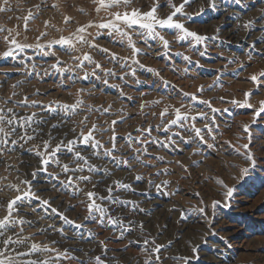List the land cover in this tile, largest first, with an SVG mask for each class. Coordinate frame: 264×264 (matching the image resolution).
Wrapping results in <instances>:
<instances>
[{
  "label": "rangeland",
  "instance_id": "374dc122",
  "mask_svg": "<svg viewBox=\"0 0 264 264\" xmlns=\"http://www.w3.org/2000/svg\"><path fill=\"white\" fill-rule=\"evenodd\" d=\"M171 2L179 5L182 0ZM7 6L12 10L0 12V28L5 29L0 32V108H12L17 117L36 116L30 127L17 125V134L10 138L17 140L15 145H0L5 149L0 154V202L5 206L0 208V218L6 214L7 201L17 195L8 185L24 189L21 181L32 180L31 173L38 168L34 145H41L42 150L43 141L51 136L54 147L95 123L99 129L95 137L104 146L94 150L90 145H76L90 164L101 169L89 172L85 166L83 172L75 173L91 176L90 182L61 184L73 173L65 174L57 164H51L48 173L57 175L58 180L44 172L33 180L32 190L41 199L84 227L65 224L51 208L32 200L31 206L26 204L19 213L31 223L23 225V235L30 239L16 246L18 250L25 251L31 243H37L60 252L68 249L75 257L61 258L54 264H91L90 258L102 253L99 241H104L109 264H145L155 245L164 247L159 261L152 255V264H185L184 257L189 264H264V113L256 115L264 101V82L258 87L250 80L252 75L259 78L264 72V20L258 19L264 14V0H193L184 9L192 19L177 18L189 30L208 37L199 44L190 38L177 40L174 29H158L169 41L165 49L158 38L146 32L143 36L137 34L144 30H129L140 50L135 57L139 64L124 59L132 56L126 39L95 27L86 35L96 48L79 43L75 50L59 45L47 47L48 41L61 35L68 37L79 24L110 18L104 12L98 16L91 0H9ZM153 6L161 18L172 11L169 0H132L127 10L148 12ZM29 12L36 18L25 31L23 18ZM64 16L72 17V22L65 24ZM45 20L55 27L46 29ZM249 20L257 22L245 28ZM8 30L13 36L18 32L16 39L22 43L39 42L44 47L26 48L14 58H3L2 53L8 49L3 37ZM45 31L47 35L37 41ZM85 52L93 62L76 67L79 60L74 57L82 58ZM58 61L64 72L52 67ZM96 63L102 67L96 68ZM245 93H252L247 98L251 107L246 106ZM25 98L28 103H21ZM9 99L11 102L4 103ZM77 99L83 105L75 111L69 109L66 113L60 108L75 104ZM48 106L54 110L49 111ZM166 107L168 113L161 118L160 112ZM177 108L188 118L165 131L164 125L176 118ZM85 117L86 125H81ZM112 121H117L115 161L103 154L104 148H112ZM193 125L202 130L203 141L196 136ZM149 128L150 133L146 131ZM25 131L35 138L19 139ZM245 144L247 150L242 147ZM94 151L100 154L93 155ZM247 152L255 161L254 168L252 161L245 159ZM60 161L75 167L72 155L66 151L60 153ZM244 168L249 171L242 175ZM137 176L143 179L137 180ZM114 181L131 187H117ZM109 186L113 187V198L132 203L99 199L97 203L113 218L123 221V227L120 223L109 224L107 218L101 223L98 213L85 219L86 193L107 196ZM228 188L233 189L231 197ZM60 228L63 234L57 231ZM145 239L149 241L147 246ZM144 247L149 252L143 251ZM193 248L197 249L195 253ZM55 256L56 252H40L27 259Z\"/></svg>",
  "mask_w": 264,
  "mask_h": 264
},
{
  "label": "snow or ice",
  "instance_id": "6c2138e0",
  "mask_svg": "<svg viewBox=\"0 0 264 264\" xmlns=\"http://www.w3.org/2000/svg\"><path fill=\"white\" fill-rule=\"evenodd\" d=\"M92 4L95 6L94 11L99 16L101 12H104L107 17H110L109 19L101 18V22L96 23L93 20H89L87 23L79 24L78 27H76L75 31L71 33L68 37H65L61 35L58 39L50 40L47 42V47L52 48L55 45H59L61 47L67 46L69 48H72L75 50L76 44H87L90 48H96L98 47L95 43L88 40L87 35H90L88 33V30L90 28H97L99 29H105L108 30L110 33H116L120 36L121 39H126L129 48L131 49L132 56L131 57H125V60L132 59L134 63L139 64V60L135 59V57L138 55L140 50L136 47L135 42L132 39V34L129 30L134 28H139L141 30H144L142 32H139L137 34L143 36L146 32L148 36H151L153 38H158L165 49L169 48V41L165 39L163 35H161L160 31L158 29H174L176 30V38L179 41H185L189 40V38L192 41H195L197 44L202 43L208 37L202 36L198 34L195 31L189 30L187 27H185L184 23L180 22L177 17L184 16L186 19L191 20L192 16L189 15L184 11L185 7L193 2V0H182V2L177 5L175 3H172L171 0H169L170 7L172 8V11L170 14H168L166 17H159L157 15V9L156 6H153L148 12H142L139 9H132L131 11H128V6L132 3V0H91ZM237 3H239V0H236ZM9 3V0H3V4H0V12H6L11 11L12 9L9 8L7 5ZM215 7V5H212ZM38 9L40 5L36 6ZM53 7H57V5H53ZM124 8L125 10L122 12L118 9ZM113 9H117L116 11H112ZM80 12L84 13L85 9L80 8ZM86 14V13H85ZM31 12H29L28 16L24 17V28L25 31H28V24L31 20L35 19ZM64 23L69 24L72 22V17L70 16H64ZM259 20H264V14H262L259 18ZM256 20H249L244 24L245 28L251 27L254 23H256ZM44 26L47 29L48 27H55L54 25H50V22L48 20L44 21ZM5 31V29L0 28V32ZM19 33H16V36H18ZM47 32H41L40 35L37 37V41H39L42 37L46 36ZM16 36L12 35V31L8 30V35H5L3 37L4 42L8 45V49L2 53L3 58L8 57H15L17 52H23L26 48H32L35 47L37 49H42L44 45H41L39 42H37L35 45L22 43L16 39ZM94 39V38H93ZM102 51L107 52V49H102ZM179 55V53H177ZM201 55H204L202 52ZM112 58L115 59V54H112ZM74 59L79 60V63L76 65L78 68L84 67V62H93L92 57L89 53L85 52L83 54V57H74ZM185 59H189V57H185ZM53 68H55L58 72H64L66 69L59 67V61L57 64L52 65ZM96 68H101L102 66L99 63L95 64ZM109 75H115L111 70H105ZM149 71H152L149 69ZM93 74H95L93 72ZM132 75H135V71H132ZM86 78V77H85ZM250 80L253 83H256L259 87L262 82H264V72L260 74V77L258 78L257 75H252L250 77ZM107 83V81H105ZM13 87H16V85H13ZM82 91V90H80ZM200 91H203V87H201ZM15 95V93H13ZM252 93H245L246 97V106L251 107V104L247 103V98L250 97ZM196 97L193 96V99ZM11 102L10 99L8 101H5L4 103ZM234 103H238L236 101H233ZM21 103L27 104L28 99L25 98L24 101ZM35 104V101L32 102ZM155 103H159V101H156ZM203 103H209L207 101H203ZM83 105V101L80 99H77L75 104L72 105H60V108L68 112L69 109L72 111H75L76 108L81 107ZM143 107V105L141 106ZM49 111H53L50 106H48ZM91 107H89V111H91ZM105 112L108 111V109H104ZM216 111V110H214ZM168 113V108L166 107L163 111L160 112L161 118H164ZM261 113H264V101L261 102V106L256 112V115H260ZM11 114V115H9ZM176 118L169 120L164 125V130L168 131L169 127L171 125H179L181 124V121L187 119L186 114H182L180 109H175ZM155 115V113H153ZM199 115H203L202 113ZM36 116V113H33L31 116L28 117H17L14 114V110L12 108L4 109L0 108V145H7L9 142L12 145H15L17 143V140L10 139L13 135L17 134V125L19 127L24 128L26 125L28 127L31 126V123L34 120V117ZM87 117L84 118L80 122L81 125H86ZM195 120V117L192 118ZM117 121H112V127L111 131L113 133L111 139L112 142V148H104L103 154L105 156L111 157L114 161L116 160V157L113 155L115 149H116V133H115V125ZM182 126V125H181ZM53 128L57 127V125H53ZM159 127V126H158ZM207 128L208 125H205ZM245 131H247L248 126L245 125ZM193 129L196 133V136L199 137L202 141L204 139L203 135L201 134L202 130L200 128H195V125H193ZM73 132L76 131L75 128L72 129ZM99 131L97 128V125L93 123L91 128H88L87 131H81L79 134L71 139L67 140L65 142L64 140H61L60 142L56 143L53 147L51 144V136L49 140H45L42 143V150L41 145H34L35 149V155L39 158L38 168L36 171H33L31 173L32 180L24 179L21 181V184L24 185V189H21L18 185H8V187L13 188L17 195L8 200L6 203V214L0 218V264H54V261H58L61 258L64 259H75V257H72L69 255V250L64 249L63 252H60L56 249L49 248L48 246H41L37 243H31L25 251L18 250V247L20 245H25L27 241H29L30 237L24 236V228L23 225L26 223H31L30 221H27L24 219L23 216L19 215L22 208L27 204L31 206L32 200L38 201L41 205L45 206L46 208H51V204L48 200L41 199L32 189H33V180H35L36 176L39 172H44L46 174L48 173V167L51 164H57L60 165L62 168V171L67 174L68 172H72L73 175L67 176V179L65 181H60L61 184L65 186H73L78 181L79 182H90L91 176H75L76 172H83L85 169V166H87L89 172H95V171H101V169L97 168L95 165H92L89 163L88 158L82 155V153L76 149V145L82 144L84 146H91L94 150L103 148L104 146L98 141L95 137V133ZM149 133L151 132V128L147 129ZM211 131V129H209ZM34 136H29L27 134V131L19 137V139H27L32 140L34 139ZM141 143H144V141H140ZM129 146H131V140H130V134H129ZM244 149H248V145L245 144L242 146ZM5 149L0 148V154H3V151ZM62 151H66L67 153L71 154L73 157V162L75 164V167L70 168L68 164H61L60 161V153ZM138 151V150H137ZM146 151V149H145ZM239 151V150H237ZM100 153L98 151H94L93 155H99ZM245 159L252 161V167H255V161L251 155L250 152H247L245 154ZM123 164L128 165L127 160L122 161ZM140 163H143V161H140ZM107 173V170H104ZM249 171L248 168H244L241 170L242 175H245ZM52 175L54 179H59L57 175ZM6 179V177L4 178ZM137 180L143 179L142 176H137ZM218 183H223V181H217ZM117 187L121 188H130V185L122 184L120 181H114L113 182ZM95 187V185H93ZM159 187V186H157ZM226 187V185H225ZM108 195L107 196H99L96 192L89 191L86 193V197L88 200L87 203V211L88 216L85 217L86 220L93 218V213H98L101 223L103 222L104 218H107L109 224H116L120 223L123 227V221L118 220L117 218H113L108 213V209L105 208L102 204L97 203V199L101 201H110L112 203H132V202H125L120 201L119 198H113L112 192L113 187L109 186L107 188ZM233 192L232 188L227 189V195L231 197ZM217 202H214V205ZM5 207L3 202H0V208ZM33 211H35V208H33ZM52 213L58 215L61 220L65 224H71L73 227L79 229L83 228L84 226L81 224H77L74 220H70L67 216H65L62 212H59L56 208H51ZM201 212H203V209H200ZM19 227V231L16 229ZM49 227H52L51 225ZM141 229L143 228V225H140ZM125 231H129L130 229L125 228ZM43 231V230H41ZM61 234H63L64 229L60 228L57 229ZM11 233V235H9ZM123 235V233H122ZM55 243V241H53ZM153 244H155L154 241H152ZM99 244L102 249L101 255H96L95 257L90 258L91 264H109V262L106 259L107 256V246L104 241H99ZM149 244V241L147 239L144 240V245L147 246ZM164 247L163 245H155L149 252V249L147 247L143 248V251L149 252L148 258L145 260V264H152V255L155 254V260H160V250ZM197 251L196 248H193V252L195 253ZM40 252H56V256L54 258H46V259H27L28 257H31L33 254L40 253ZM23 258V259H22ZM114 259V258H113ZM185 262V264H189L188 258L184 257L182 258Z\"/></svg>",
  "mask_w": 264,
  "mask_h": 264
},
{
  "label": "bare ground",
  "instance_id": "6f19581e",
  "mask_svg": "<svg viewBox=\"0 0 264 264\" xmlns=\"http://www.w3.org/2000/svg\"><path fill=\"white\" fill-rule=\"evenodd\" d=\"M43 112V111H42Z\"/></svg>",
  "mask_w": 264,
  "mask_h": 264
}]
</instances>
